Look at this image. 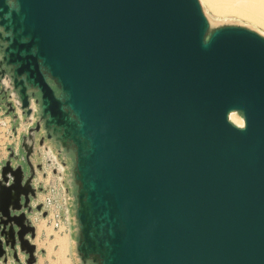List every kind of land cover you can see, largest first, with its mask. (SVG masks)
Instances as JSON below:
<instances>
[{"label": "water", "instance_id": "95a60500", "mask_svg": "<svg viewBox=\"0 0 264 264\" xmlns=\"http://www.w3.org/2000/svg\"><path fill=\"white\" fill-rule=\"evenodd\" d=\"M5 73L35 123L0 160V264H37L45 141L75 157L83 264H264L263 35L199 0H0Z\"/></svg>", "mask_w": 264, "mask_h": 264}, {"label": "rangeland", "instance_id": "374dc122", "mask_svg": "<svg viewBox=\"0 0 264 264\" xmlns=\"http://www.w3.org/2000/svg\"><path fill=\"white\" fill-rule=\"evenodd\" d=\"M200 4L203 8V11L205 15L209 18L212 28H218L221 26H226V25H240L244 26L247 28H250L261 35L264 36V27L255 23L254 21L248 19L245 16H242L240 14H237L232 11H227L223 13H219L214 10V8L208 3L206 0H199ZM56 88V86H55ZM56 91L58 92L59 90L56 88ZM243 115L240 111H235L234 117L230 119L231 122L234 124L240 126V121L242 120ZM9 126L11 125L8 117V122ZM12 127H8V124H1L0 125V146H3L6 148V143L5 142H14V137H11L10 134H14L13 131L11 130ZM21 128L25 127L22 125L18 128V131L20 133ZM20 135V134H18ZM17 140V139H16ZM10 145L7 143V146ZM56 150L57 147L55 146ZM6 152H8V148L5 149ZM60 159L62 161L66 162L67 167L64 173L65 176V183L67 187H69L70 191V196L72 197L71 199L74 200V202L71 204V209L69 211H61L60 204L59 203V197H60V192L59 195L57 196L56 203L52 205L51 208V216L48 218L42 219V225L39 226L38 228V237L41 241L44 243H50V253L54 252L56 254V259L55 257H51V264L57 263V264H74V262L81 264L79 259L77 260L76 255L74 254V248H73V238H74V232L76 228V222L77 220L73 216L74 209L77 204V199H76V193H77V187L78 184H70L69 179L72 177L73 174V166L75 165V157L72 155H65L64 152L58 153ZM4 155L0 154V158H2ZM49 177L46 179V182H53L52 187L56 186V180L57 176L53 175L52 170L49 169ZM40 177H42V174H40ZM52 178V180H51ZM51 184V183H50ZM52 194L50 193V196ZM44 199V196H42ZM52 197V196H51ZM72 200V201H73ZM72 211V212H71ZM72 213V216H71ZM38 224L39 221H36ZM59 225V227H55V225ZM40 225V224H39ZM72 230V232H70ZM42 243V242H41ZM58 243V249L56 251L52 250V247ZM53 260V261H52ZM76 263V264H77ZM89 264H93L92 262H89Z\"/></svg>", "mask_w": 264, "mask_h": 264}, {"label": "flooded vegetation", "instance_id": "af4514ba", "mask_svg": "<svg viewBox=\"0 0 264 264\" xmlns=\"http://www.w3.org/2000/svg\"><path fill=\"white\" fill-rule=\"evenodd\" d=\"M6 76H7L6 73H5L4 77H3V75L0 76V83H1V80L2 81L6 80ZM9 95H10V93L5 94V92H2V84H0V112L2 111L4 116L11 117L13 129L15 128L17 133L20 134V135H17V137H15L14 134L11 135V137H14V142H15V141L20 140L21 136L24 133H26L31 126L34 125L35 116L32 115L29 118H27L25 115H22L21 112H18V110H17V113L15 112V114H13L12 112H10L8 114L7 111L9 109L15 107V105L13 103V99L10 98ZM9 102L13 103L12 106L9 104ZM33 107L35 110L34 103H33ZM23 124L25 125L24 126L25 129L20 131V133H19L18 128ZM10 144H12V143H10ZM52 145H53V143H51L49 141H45V144L39 148L40 153L35 154L34 156L31 157V159H30L31 165H30L29 161L23 157V154H21L22 157H21L20 163L23 164V168L26 170L27 176H30V173H31L30 170H31V166H32V168L36 171V175L34 178V186L37 189L42 188V190L37 191L36 200L32 199L31 205H32L33 210L31 211V213L28 214L29 218L31 219L32 224L35 225V227H36V237L33 239V243H35L34 240L38 237V225L36 224L37 223L36 221L39 220L37 218H34V215L36 213H39V214H41V217L44 219L51 216L50 204L48 202L44 201V199L49 197L50 193H51L53 195L54 202H56L57 196L59 195V191H60L58 184H56V186H55L57 190L53 191V187L51 186L53 182L50 181L51 184L49 182H46V179L50 175L49 169L57 172L58 175H55V176L58 177L63 173V171L66 170V166H67L66 162H64V161H62V159H60L55 146H52ZM8 154H9V151H8ZM40 174H42V177H40ZM51 180H52V178H51ZM41 194H43L44 199L42 196L40 197ZM38 206H41V209L38 210L37 209ZM36 251H37V249H36ZM22 259H23V261H25L23 256H22Z\"/></svg>", "mask_w": 264, "mask_h": 264}, {"label": "crops", "instance_id": "0c3cea01", "mask_svg": "<svg viewBox=\"0 0 264 264\" xmlns=\"http://www.w3.org/2000/svg\"><path fill=\"white\" fill-rule=\"evenodd\" d=\"M8 117L9 116H4L3 112L1 111L0 112V125L1 124H5L7 125L8 124V127H12L11 130L13 131V125H12V121H11V117H9V121L11 123V125L9 126V123L8 122ZM22 126V125H21ZM23 126H25L23 124ZM24 130V128H21V131ZM12 134H10L11 136ZM6 144V148L9 147V145L7 146V143L10 144L11 142H5ZM5 147L3 146H0V154H3L4 156L1 159H4L7 155H8V152L5 151L6 149ZM64 173L65 171H63V173L57 177V180H56V184H58L59 188H60V191H62V193L60 192V201L59 203L60 204V208H61V211L64 212V211H69L70 212V209H71V204L74 202L73 199H71L72 197L70 196V191H69V187H67L66 183H65V176H64ZM41 179V178H40ZM43 196V194L40 195V197ZM73 200V201H72ZM72 210V209H71ZM72 212V211H71ZM71 216H72V213H71ZM34 218H37L39 219L38 221V227L41 226L42 224V220H41V214L39 213H36L34 215ZM44 219V218H42ZM40 224V225H39ZM39 229V228H38ZM70 232H72V230H70ZM34 242L36 243L37 245V251H36V255H37V264H51V257H55L56 259V254L54 252L50 253V243H44L43 241H41L39 239V237H37ZM42 242V243H41ZM58 243H56L53 247H52V250L53 251H56V249H58ZM51 258V259H50ZM53 261V260H52ZM54 264H57V263H54ZM75 264V262H74Z\"/></svg>", "mask_w": 264, "mask_h": 264}, {"label": "bare ground", "instance_id": "6f19581e", "mask_svg": "<svg viewBox=\"0 0 264 264\" xmlns=\"http://www.w3.org/2000/svg\"><path fill=\"white\" fill-rule=\"evenodd\" d=\"M206 1L210 3V5L214 8L215 11L219 13L232 11L242 16H245L248 19L264 27V0H206ZM34 106L36 110V105L34 104ZM234 113L235 112H231L229 114L230 119L234 117ZM239 123L240 126L243 127L244 119L242 118V120ZM55 145L56 144L53 142L52 146ZM69 149L73 151V147L71 145H69ZM68 150H64L66 154H68ZM70 182L71 184H73L72 178H70ZM80 263L83 264L82 262ZM97 264H100L99 260H97Z\"/></svg>", "mask_w": 264, "mask_h": 264}, {"label": "built area", "instance_id": "2783aa9c", "mask_svg": "<svg viewBox=\"0 0 264 264\" xmlns=\"http://www.w3.org/2000/svg\"><path fill=\"white\" fill-rule=\"evenodd\" d=\"M52 173H53V175H58V173L54 172L53 170H52ZM56 190H57L56 187L53 186V191H56ZM44 201H46L50 204V212H51L52 205L56 203L53 200V195H52V197L49 196V197L45 198ZM51 214H52V212H51ZM55 227H59V225L56 224Z\"/></svg>", "mask_w": 264, "mask_h": 264}]
</instances>
